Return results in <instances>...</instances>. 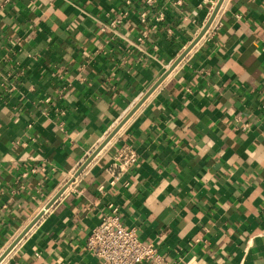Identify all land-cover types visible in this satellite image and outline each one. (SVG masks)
<instances>
[{
  "label": "crops",
  "instance_id": "0c3cea01",
  "mask_svg": "<svg viewBox=\"0 0 264 264\" xmlns=\"http://www.w3.org/2000/svg\"><path fill=\"white\" fill-rule=\"evenodd\" d=\"M133 1L115 27L123 0L0 8V256L219 2ZM126 147L137 162L116 178ZM111 204L162 264H264V0H223L0 264H103L86 242Z\"/></svg>",
  "mask_w": 264,
  "mask_h": 264
},
{
  "label": "built area",
  "instance_id": "2783aa9c",
  "mask_svg": "<svg viewBox=\"0 0 264 264\" xmlns=\"http://www.w3.org/2000/svg\"><path fill=\"white\" fill-rule=\"evenodd\" d=\"M144 1L148 4L155 2V0ZM13 2L14 0H0V8H7ZM123 2L127 5V9L122 10L117 18H112L111 25L114 27L123 22L129 15L130 9L135 8L133 0H123ZM141 5L143 6V0ZM137 158L138 153L126 147L116 155V161L113 162L110 170L116 178H119L135 165ZM86 248L90 254L101 259L103 264H142L143 262L162 264L164 262L157 244L141 239L135 228L127 226L121 218L119 206L115 204H111L102 220L92 227Z\"/></svg>",
  "mask_w": 264,
  "mask_h": 264
},
{
  "label": "water",
  "instance_id": "95a60500",
  "mask_svg": "<svg viewBox=\"0 0 264 264\" xmlns=\"http://www.w3.org/2000/svg\"><path fill=\"white\" fill-rule=\"evenodd\" d=\"M223 0H219L215 10L213 11L208 22L196 38V40L190 44V46L181 54V56L175 61V63L159 78V80L146 92L142 99L137 103L136 106L125 116V118L116 126V128L107 136L103 143L95 150V152L85 161V163L79 168V170L74 174V176L69 180L47 203L43 210H41L35 218L26 226V228L21 232V234L10 244V246L4 251L0 256V262L8 255V253L13 249V247L23 238V236L30 230V228L43 216L45 211L49 209L59 197L66 191L69 185L74 181V179L85 169V167L93 160V158L107 145V143L115 136V134L120 130L124 123L135 113V111L141 106V104L149 97V95L159 86V84L170 74V72L179 64V62L184 58V56L195 46V44L202 38L206 33L213 20L215 19Z\"/></svg>",
  "mask_w": 264,
  "mask_h": 264
}]
</instances>
